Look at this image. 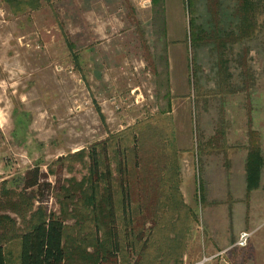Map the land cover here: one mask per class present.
<instances>
[{"label":"rangeland","instance_id":"rangeland-1","mask_svg":"<svg viewBox=\"0 0 264 264\" xmlns=\"http://www.w3.org/2000/svg\"><path fill=\"white\" fill-rule=\"evenodd\" d=\"M241 3L0 0V243L8 264H19L20 236L51 213L65 223L64 264H185V255L197 264L216 254L264 264V0H253L252 28L242 25ZM256 146L262 166L249 190ZM94 151L96 207L88 201ZM204 161L224 163L228 206L248 225L212 254L203 251ZM35 171L42 184L27 188ZM108 171L121 251L101 263L113 243ZM243 171L246 199L235 181ZM226 226L230 237L236 224L228 218ZM242 232L252 233L249 246L233 249Z\"/></svg>","mask_w":264,"mask_h":264},{"label":"trees","instance_id":"trees-1","mask_svg":"<svg viewBox=\"0 0 264 264\" xmlns=\"http://www.w3.org/2000/svg\"><path fill=\"white\" fill-rule=\"evenodd\" d=\"M253 0H242L241 3V13H242V25L245 27L252 28L251 18L253 12ZM242 26V28H243ZM247 34V33H246ZM251 34V33H249ZM73 45H69L72 48ZM91 161L93 162L90 170L92 175L91 180V196L88 197V201L92 204V206L96 207V199H98V184L100 182V176L97 180L94 179L95 175H97V169L100 167V161L97 157L96 151L91 154ZM120 162L119 173L121 175H125L127 172V167L122 168ZM262 166V158L261 151L259 146H256L249 155V160L247 164L248 171V184L249 190L257 188L259 173ZM111 172L108 171L107 176L109 177ZM107 177V178H108ZM93 181V182H92ZM108 185L106 187V204L109 211V217L111 220V226L113 229L112 233V248L107 250L105 256H101L99 258L100 262L105 259L108 255L117 256L119 251H121V242L119 238V232L115 231L114 224L117 221L116 219V202L114 200V188L112 185V181L110 177L108 178ZM125 180L120 181V187L122 189V207L124 210V214L126 215V209L128 208L129 199L128 195L123 194ZM40 182V174L39 171H35L34 177L31 182L27 184V188H35L41 186ZM50 187V185H48ZM96 209V208H95ZM65 223L64 221L56 216L54 213H51L48 216L40 215L36 222L32 225V227L24 232L20 236L19 243V264H64L66 262L67 253L64 244L65 238ZM139 235V234H138ZM137 235V236H138ZM141 238V235L140 237ZM147 246V244H144ZM0 264H8L7 255H6V247L3 243H0Z\"/></svg>","mask_w":264,"mask_h":264},{"label":"crops","instance_id":"crops-1","mask_svg":"<svg viewBox=\"0 0 264 264\" xmlns=\"http://www.w3.org/2000/svg\"><path fill=\"white\" fill-rule=\"evenodd\" d=\"M227 173L228 172L224 167V163H220L218 161H204L203 163V181L201 180L202 190L200 194L202 201L204 202L205 209H203L205 210V214H203L202 216L201 225L207 238V240L205 239L203 241V251L208 254H212L230 247L236 241L239 232L243 231L246 226H248L246 225V220L242 223V211H240V208H235L231 205L228 206L230 201L228 200L229 188L227 189V186L229 182L227 181ZM210 180H212L211 183ZM235 181L236 183H240L241 186L242 184L245 186L246 191L243 192L242 197L244 196V199H246V172L243 171L238 174L237 178H235ZM220 199H227L226 205L229 208H226L228 210L226 208H219L221 205V202H219ZM214 201L216 202L214 203ZM228 218L230 219V221H233V223L236 224V228L232 232L230 237H227L225 234ZM195 259H193V262L195 261ZM179 261L186 264V262L189 261V258L187 257V255H185L184 257L179 259ZM209 264H254V261L251 257L229 254L225 256H219Z\"/></svg>","mask_w":264,"mask_h":264},{"label":"built area","instance_id":"built-area-1","mask_svg":"<svg viewBox=\"0 0 264 264\" xmlns=\"http://www.w3.org/2000/svg\"><path fill=\"white\" fill-rule=\"evenodd\" d=\"M252 238V233L249 232H242L239 235V238L237 240V242L235 243L234 248L236 249H245L249 246L250 240ZM222 254H216L213 256H209V257H204L202 259L201 262L197 263V264H209L211 263L214 259H216L217 257L221 256Z\"/></svg>","mask_w":264,"mask_h":264}]
</instances>
